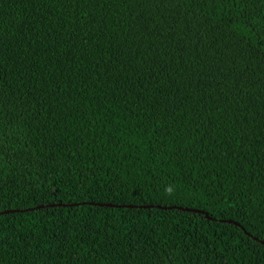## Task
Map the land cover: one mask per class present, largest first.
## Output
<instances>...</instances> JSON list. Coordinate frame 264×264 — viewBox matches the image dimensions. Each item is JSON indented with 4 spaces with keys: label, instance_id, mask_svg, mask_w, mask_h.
Segmentation results:
<instances>
[{
    "label": "trees",
    "instance_id": "16d2710c",
    "mask_svg": "<svg viewBox=\"0 0 264 264\" xmlns=\"http://www.w3.org/2000/svg\"><path fill=\"white\" fill-rule=\"evenodd\" d=\"M16 210L0 264H264V0H0Z\"/></svg>",
    "mask_w": 264,
    "mask_h": 264
},
{
    "label": "water",
    "instance_id": "95a60500",
    "mask_svg": "<svg viewBox=\"0 0 264 264\" xmlns=\"http://www.w3.org/2000/svg\"><path fill=\"white\" fill-rule=\"evenodd\" d=\"M90 205H98V206H103V207L119 208V206H114V205H110V204H91L90 203ZM53 206L54 205H50V206H38V207H36L34 209H43L45 207H53ZM57 206H64V205H57ZM127 208H136V207L135 206H127ZM138 208H140V209H150V208H153V206H140ZM156 208L163 209V210L177 209V210L186 211V212H195V213L203 214L207 219H211L207 214H205L204 212L199 211V210L181 209V208H176V207H160V206H156ZM18 212H22V211H17V210L16 211H4V212H2L0 214H10V213H18ZM221 222H227V223H231V224H234L236 226H239L237 223H235L233 221H224V220H222Z\"/></svg>",
    "mask_w": 264,
    "mask_h": 264
}]
</instances>
